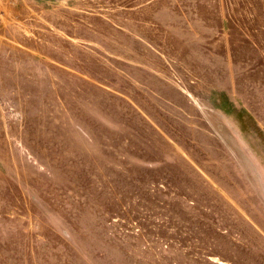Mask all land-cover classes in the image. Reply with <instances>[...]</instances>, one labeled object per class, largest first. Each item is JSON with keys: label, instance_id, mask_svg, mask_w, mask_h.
Instances as JSON below:
<instances>
[{"label": "rangeland", "instance_id": "374dc122", "mask_svg": "<svg viewBox=\"0 0 264 264\" xmlns=\"http://www.w3.org/2000/svg\"><path fill=\"white\" fill-rule=\"evenodd\" d=\"M0 264H264V0H0Z\"/></svg>", "mask_w": 264, "mask_h": 264}]
</instances>
